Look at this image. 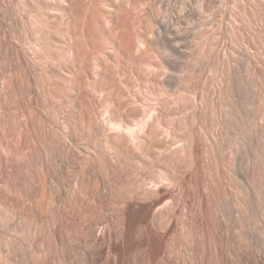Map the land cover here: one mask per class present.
I'll return each mask as SVG.
<instances>
[{"label": "bare ground", "instance_id": "1", "mask_svg": "<svg viewBox=\"0 0 264 264\" xmlns=\"http://www.w3.org/2000/svg\"><path fill=\"white\" fill-rule=\"evenodd\" d=\"M12 1L0 264H264L263 58L192 36L220 0Z\"/></svg>", "mask_w": 264, "mask_h": 264}, {"label": "rangeland", "instance_id": "2", "mask_svg": "<svg viewBox=\"0 0 264 264\" xmlns=\"http://www.w3.org/2000/svg\"><path fill=\"white\" fill-rule=\"evenodd\" d=\"M4 1V3L2 2V4H5L6 2H7V4H6V6L7 5H10L13 1L12 0H7V1H5V0H3ZM178 1V2H177ZM180 0H174V2H176L177 4H179V5H177V6H180V3L181 2H179ZM219 1V0H218ZM222 1V2H221ZM224 1H226V2H228L227 4H226V2L224 3ZM237 1V2H236ZM235 2H236V4H234L233 2H234V0H220L219 1V3H221V4H217L219 7L221 6V8H219L218 10H220V12L216 9L215 10V8H214V11H218V12H214L212 9H211V11H210V9L209 10H207V9H204V11H202V12H200V16H205V17H201L202 18V20H204V19H207V20H205L204 22H206V25L205 26H203L204 25V22H203V25L201 24V25H199V24H197L196 25V28H195V32L193 31L192 32V36L195 38V40L197 39L198 41H200L199 39L201 38V40H202V37L200 36V35H208L209 33L211 34V32H212V30L214 29L213 27H216V26H214L215 25V23L217 22V23H220V24H224L223 26L222 25H220V26H222V27H220L219 28V32H218V38L220 37V35L222 36L221 38H217V37H213L212 35H210L209 34V37H210V39H209V45H212L213 43H219V41H221L222 43H223V45H225V47L226 48H228V47H230L231 49H233L234 50V48H235V50H237V52H239L240 50V52H242V50L244 49L245 51H247L246 50V48H247V45H249L248 46V48H251L250 50H252V52H254L255 50V52L254 53H256L257 55L259 54V56H260V54H261V56L258 58V59H260L261 57L263 58H261L260 60L264 63V55L262 56V54H264V0H236ZM243 1V2H242ZM10 2V3H9ZM123 2V1H122ZM224 5V8L222 7L223 5ZM240 4V5H239ZM227 5V6H226ZM228 5H229V7H228ZM232 5V6H231ZM241 5H243V6H241ZM4 6V5H3ZM5 6V7H6ZM226 6V7H225ZM235 7V9L234 10H236V11H234L233 10V8ZM249 6V7H248ZM254 6V7H253ZM8 7V6H7ZM227 7L229 8V9H227ZM238 7V8H237ZM234 11H232L231 9ZM238 10H237V9ZM241 8V9H240ZM246 8V9H245ZM155 11L156 12H158L159 13V11L157 10L158 8L157 7H155ZM221 9H223V10H221ZM228 11H232V12H230V14L232 15V14H235V17H237L236 19H238V23H236L234 26L233 25H231V20H230V14L227 12V10ZM206 10V11H205ZM244 10H245V12H244ZM255 12H254V11ZM257 10V11H256ZM259 10V11H258ZM223 13H222V12ZM249 11H252L253 12V14H252V12H249ZM215 14H214V13ZM227 12V13H226ZM239 12V13H238ZM116 13H118L119 15H120V17H121V21L122 22H124L125 21V11H124V6L123 5H121V7L120 6H118L117 8H116ZM161 13V12H160ZM210 13V14H209ZM213 15H212V14ZM218 13V14H217ZM237 13V14H236ZM250 13H251V15H250ZM208 14V15H207ZM219 16V17H217V15ZM220 14V15H219ZM242 14V15H241ZM257 14V15H256ZM210 15V16H209ZM226 15V16H225ZM240 15V16H239ZM209 16V17H208ZM212 16V17H211ZM216 16V17H215ZM244 16V17H243ZM249 16V17H248ZM211 17V18H210ZM216 19H215V18ZM224 17V18H223ZM227 17V18H226ZM219 19H220V21H219ZM195 20V19H194ZM216 20V21H215ZM249 20V21H248ZM210 21V22H209ZM213 21V22H212ZM225 21V22H224ZM228 21V22H227ZM192 22V21H191ZM212 23V24H211ZM228 23H229V25H228ZM214 24V25H213ZM192 25V24H191ZM238 25H239V27H238ZM231 26V27H230ZM233 26V27H232ZM235 26H237V28L235 27ZM203 27V28H202ZM205 27V28H204ZM210 27V28H209ZM240 27H242V28H240ZM192 29H194L193 28V25H192V27H191ZM211 28H213V29H211ZM222 28V29H221ZM230 28V29H229ZM233 28V29H232ZM201 29H203V30H201ZM240 29V30H239ZM242 29V30H241ZM206 30V31H205ZM231 30V31H230ZM235 30V31H234ZM203 31H205V32H203ZM210 31V32H209ZM232 31H234V32H232ZM241 31V32H240ZM203 32V33H202ZM206 32H208V33H206ZM225 32V33H224ZM227 32V33H226ZM244 32V33H243ZM202 33V34H201ZM239 33H240V35H239ZM248 33V34H247ZM250 33V34H249ZM233 34H235V35H233ZM243 34H244V39H243ZM246 34V35H245ZM258 34V35H257ZM223 35H224V37H223ZM238 35V36H237ZM241 35H242V37H241ZM251 35V36H250ZM257 35V36H256ZM236 36V37H235ZM252 36H253V39H252ZM248 39H246V38ZM251 37V38H250ZM217 38V39H216ZM223 38V39H222ZM235 38H236V40H235ZM215 39V40H214ZM239 39V40H238ZM241 39H243V40H241ZM246 39V40H245ZM259 39H260V42H259ZM214 40V41H213ZM217 40V41H216ZM226 40V41H225ZM197 41V42H198ZM229 41V42H228ZM255 41V42H254ZM212 42V43H211ZM237 42H238V44H237ZM258 42V43H257ZM211 43V44H210ZM221 43V44H222ZM226 43V44H225ZM230 43V44H229ZM246 43V44H245ZM248 43V44H247ZM250 43V44H249ZM255 43V44H254ZM229 44V46H227ZM237 44V45H236ZM239 44H240V46H239ZM200 45L202 46V48H203V46L205 45V44H203L201 41H200ZM232 45H233V48H232ZM244 45V46H243ZM206 46H208V44L206 45ZM235 46V47H234ZM209 47V46H208ZM205 48L206 50L207 49H209V48ZM243 49H242V48ZM253 47V48H252ZM255 47V48H254ZM230 48H228V49H230ZM237 48V49H236ZM240 49V50H239ZM257 51H258V53H257ZM242 53H244V52H242ZM245 54H246V52H245ZM225 55V54H224ZM224 55H222V57L221 58H219V59H217L216 61L219 63H217L216 61L214 62L215 64H213L212 66H210V72L208 71V73L207 74H210L209 75V78H211V79H213V77H216V78H218V76H219V69L220 68H218V66L220 65V67H221V65L222 64H220V62H223V61H225V56ZM258 59H257V62L260 64L261 62H259L258 61ZM263 63H261V66L263 65ZM216 65H218V66H216ZM264 66V65H263ZM262 66V67H263ZM212 69V70H211ZM216 69H217V71H216ZM215 72H217L216 74H215ZM213 76V77H212ZM212 95H214L213 93H212ZM212 95H211V98H212ZM215 98V97H214Z\"/></svg>", "mask_w": 264, "mask_h": 264}]
</instances>
